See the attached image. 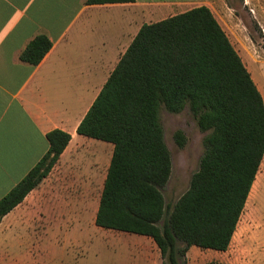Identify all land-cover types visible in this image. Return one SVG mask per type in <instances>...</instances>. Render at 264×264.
<instances>
[{
	"label": "trees",
	"instance_id": "trees-1",
	"mask_svg": "<svg viewBox=\"0 0 264 264\" xmlns=\"http://www.w3.org/2000/svg\"><path fill=\"white\" fill-rule=\"evenodd\" d=\"M128 2L133 0H87ZM50 48L39 36L20 59L37 65ZM185 107L205 134L203 153L188 189L167 214L161 189L171 158L159 112L177 114ZM77 134L113 146L97 227L150 238L162 264H187L192 246L227 251L264 158V101L209 8L142 25ZM47 141L43 158L0 199V222L48 176L70 136L54 130ZM174 141L185 145L180 131Z\"/></svg>",
	"mask_w": 264,
	"mask_h": 264
},
{
	"label": "crops",
	"instance_id": "crops-1",
	"mask_svg": "<svg viewBox=\"0 0 264 264\" xmlns=\"http://www.w3.org/2000/svg\"><path fill=\"white\" fill-rule=\"evenodd\" d=\"M178 2L0 0V199L46 154L48 133L60 130L70 136L48 176L2 218L0 226L11 221L17 208L26 211L33 204L38 213L49 216L48 231L67 227V221L51 216L72 217L73 203L46 207L43 200V193L52 190L47 182L59 168L66 175L77 167L72 183L85 177L86 184L99 182L102 175L103 188L113 146L80 136L77 128L140 27L182 13L170 14ZM39 36L46 37L51 48L39 64L23 62L21 53ZM255 69L259 67L250 66L248 72L257 86L264 81Z\"/></svg>",
	"mask_w": 264,
	"mask_h": 264
},
{
	"label": "rangeland",
	"instance_id": "rangeland-1",
	"mask_svg": "<svg viewBox=\"0 0 264 264\" xmlns=\"http://www.w3.org/2000/svg\"><path fill=\"white\" fill-rule=\"evenodd\" d=\"M178 1L177 5L171 6L170 14L198 6L209 7L225 28L245 68L259 67L254 72L264 81V0ZM256 87L264 101V83H258ZM159 121L171 158L170 176L161 189L168 214L188 189L190 178L198 168L205 134L199 130L188 107L177 114L161 109ZM177 131L185 138L183 148L174 141ZM87 169L83 168V171ZM62 170L59 168L50 176L46 188L52 190L43 193V200L46 207L73 203L72 217L65 214L51 216L56 221H67V227L48 231L49 216L38 213L39 209L36 210L33 204L26 211H21L20 206L11 214V221L0 226V264H162L159 251L150 238L106 230L94 224L102 175L99 182L86 184L85 177L72 183L70 177L77 167L69 168L66 175ZM257 176L256 196L250 202L247 198L227 251L192 246L186 254L187 264H264V158ZM81 206L84 210L79 213Z\"/></svg>",
	"mask_w": 264,
	"mask_h": 264
},
{
	"label": "bare ground",
	"instance_id": "bare-ground-1",
	"mask_svg": "<svg viewBox=\"0 0 264 264\" xmlns=\"http://www.w3.org/2000/svg\"><path fill=\"white\" fill-rule=\"evenodd\" d=\"M258 176L256 177V179H255V182H254V184H253V186H252V189H251V192H250V194H249V197H248V201L247 202H250V201H254V198H255V196H254V194L257 192V185H258Z\"/></svg>",
	"mask_w": 264,
	"mask_h": 264
}]
</instances>
